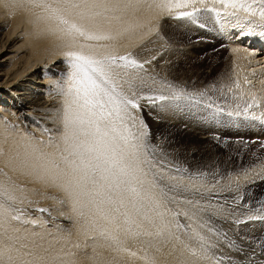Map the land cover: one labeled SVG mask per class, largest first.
Returning <instances> with one entry per match:
<instances>
[{
	"label": "bare ground",
	"instance_id": "6f19581e",
	"mask_svg": "<svg viewBox=\"0 0 264 264\" xmlns=\"http://www.w3.org/2000/svg\"><path fill=\"white\" fill-rule=\"evenodd\" d=\"M159 2L160 0H0V204L7 209L0 215V264L185 263L170 256L169 247L163 248L161 240L165 235V225L159 223L162 219L160 220V210L157 208L151 205L147 208L148 205L146 207L145 204L139 214L131 212V225L124 224L125 217L118 215L115 224L120 227L116 230L113 224H109L99 214L90 211L88 207L75 204L62 191L35 180L27 169L19 166V159L30 153L33 146L45 152L54 151L47 146L49 138L55 137L58 140L63 132L65 98L58 94L57 82L66 70L65 53L68 51L98 56L131 54V58L143 67L119 69L120 88L130 97L133 92L137 96H167L173 90L181 89L193 94L196 97L193 101H160L156 108H152V105H157V100L155 104H150L148 100L141 99L139 109H129L134 116L143 118L148 125V134V130L153 134L160 131L165 141L184 144L183 161L196 160L194 163L197 164L210 157V166L221 167L220 161L226 158L225 155L228 157L232 151L236 152L242 143L248 139L264 137V21H260L259 16L244 19L247 14L241 13L240 19L221 17L217 22L214 13L203 11L205 7H213L211 0H206L203 5L196 4L202 11L197 16V22L193 23L188 19L171 18L172 14L157 6ZM186 10L191 11V8ZM73 24L85 33L110 38L89 40L74 30L70 31ZM214 48L227 50L221 79L214 81L211 71L210 74L197 72L194 76L187 73V79H181L186 56L202 54ZM123 70H127L125 76ZM157 74L161 82L156 83L153 88L149 87L150 84L146 82ZM213 82L215 85H212ZM201 92L206 94L200 96ZM249 103L253 106L245 115L244 108ZM179 106L187 107L188 115H179V112L186 111L181 110L182 107L181 111L176 110ZM237 111L241 112L240 116L228 115ZM196 112L200 115H195ZM202 122L208 126L201 125ZM138 128L137 122L133 131ZM155 139L147 136L144 155L152 147H156L158 142ZM189 144L195 146L190 148ZM203 153L206 157L201 159ZM260 163L261 165L253 167L254 170L251 168V171H240L237 174L230 167L227 170L230 171V178L226 189L222 193L213 192L210 199L220 200L226 194H240L243 197L248 189L253 188L251 186L256 187L263 180L261 175H264V160ZM146 165L148 168V164ZM181 174L189 173L182 171ZM149 176L151 174L148 175V180ZM9 196L13 199L9 200ZM213 205L215 206L214 203ZM239 206L237 203L236 207ZM243 206L246 205L243 203ZM233 212L234 209L229 208L230 214L226 213V216L229 214L233 217ZM258 213L261 214L259 211ZM13 216H18L19 219H12ZM145 216H148L145 223L147 226L149 222H155L159 226V230L156 228L157 232H146L152 224L147 228L144 226ZM248 216L240 219L230 217L227 221L219 218L222 223H217L218 220L215 221L214 217L213 221L229 230L228 237L237 229L238 233L258 242V248L264 249V220H248ZM237 220L245 223L237 224ZM5 221L8 225L10 223V227ZM132 222L136 223L135 227ZM7 227L11 233L5 232ZM203 228L194 222L191 226L193 234L198 236L205 235ZM227 236L225 235L226 242ZM184 237L187 239V236ZM208 239L210 244H214L212 238ZM207 240L205 242L209 244ZM150 242H155L156 246L145 248L146 244L151 245ZM192 243L198 249V242ZM123 245L140 246L135 249L139 252V261L126 259L123 256L126 254L121 249ZM133 247L127 248L129 253ZM222 248L230 251L227 244ZM215 252L214 254H218L210 252V264H231L221 259L220 251ZM233 254L239 255L235 252ZM263 257L264 251L259 250L257 258ZM240 261L238 264H252L247 259Z\"/></svg>",
	"mask_w": 264,
	"mask_h": 264
},
{
	"label": "snow or ice",
	"instance_id": "6c2138e0",
	"mask_svg": "<svg viewBox=\"0 0 264 264\" xmlns=\"http://www.w3.org/2000/svg\"><path fill=\"white\" fill-rule=\"evenodd\" d=\"M211 2L213 7H205L203 11L214 13L217 22L221 17L240 19L241 13L247 14L244 19L259 16L260 21H264V0ZM197 3L203 5L206 0H160L157 6L172 14L173 19H188L196 23L197 16L202 11L196 7ZM189 8L191 11L186 10ZM72 30L89 40L110 38L85 33L74 24L70 26V31ZM65 56L67 67L61 80L57 82L58 94L65 98L63 132L58 140L55 137L49 138L47 146L54 151L45 152L33 146L30 153L19 159V166L27 169L28 174L35 180L59 189L75 204L88 207L119 230L120 225L115 224L118 215L125 217V223H131V212L139 214L145 204L159 208L162 199L168 198V192L156 182L155 174L152 180L147 179L149 172L144 165L150 162L144 153L147 148L148 125L143 118L134 116L129 109H139L141 99L154 103L156 100L193 101L196 97L182 89L173 90L171 95L156 97L137 96L135 92L131 97L125 94L120 88L119 69L143 67L131 58V54L98 56L68 51ZM236 86L239 87V84ZM205 94L199 93L200 96ZM255 103L258 106V102ZM252 106L251 103L247 104L243 114L247 115ZM228 115L240 116L241 112ZM137 122L139 128L133 131ZM171 179L176 181L178 178L173 176ZM179 187V183H174L169 190ZM7 198L13 199L10 196ZM187 203L193 202L189 200ZM121 209L124 211L121 212ZM6 211L4 205L0 204V215ZM12 219L19 217L13 216ZM248 220H264V215H250ZM235 222L245 223L242 220ZM199 239L204 241L205 237L199 236ZM211 247L215 245L209 244L205 247V252Z\"/></svg>",
	"mask_w": 264,
	"mask_h": 264
},
{
	"label": "rangeland",
	"instance_id": "374dc122",
	"mask_svg": "<svg viewBox=\"0 0 264 264\" xmlns=\"http://www.w3.org/2000/svg\"><path fill=\"white\" fill-rule=\"evenodd\" d=\"M226 56H227V50L223 51L222 48L221 49L220 48H214L213 50L205 51L202 54L193 55V56L192 55L186 56L184 63H183V69L181 72L182 73L181 79L186 80L187 76H188L187 73L191 74V76H194V74L197 72H204V73L210 74V71H211V75L213 76L214 81L217 82L219 79L222 78V74L224 71V60H225ZM122 73L125 76V73H127V70H123ZM158 75L159 74H157V76L154 75L153 79L149 78V80L150 81L152 80V82H153V83L150 81H149L150 83L148 81L146 82L148 85L149 84L152 85V86L149 85V87L153 88L156 83L161 82L160 81L161 79ZM157 78H159V79H157ZM212 85H215V82H213ZM157 86H160V85H157ZM158 101L159 100H157L155 102L156 104L157 103L158 104L152 105V108L155 106H158L160 104V101L159 102ZM147 102L151 104L150 101H147ZM155 103H153V104H155ZM181 107H182L181 110L184 109L186 111H183L182 113L179 112V115H181V116L188 115V114H186L188 111V108L185 106L184 107L179 106L176 108V110L181 111L180 110ZM218 108L222 109V107H218ZM178 111H176V112L178 113ZM208 113H209L208 115H210V109H208ZM195 115L199 116L200 114L196 112ZM201 125L206 126V127L208 126L207 124H205L203 122L201 123ZM148 132H149V134L147 136H149V137L153 136L154 138H156L155 141L158 143L156 144V147H152V150L147 152L144 155L145 157H147V159L150 162L148 164L149 167L147 168V165L145 164L144 168L146 167L145 168L146 171L149 172V175L151 174V176H149L151 179L149 178V180H152L153 174H155V180L158 183V185L160 187H163L165 189V191L168 192V198L162 199L161 206H160L161 208L159 207V208H157V210H160L158 213H162V215L160 216V220L162 219L163 221L161 220V221H159V223H162V225L163 224L165 225V226L163 225L164 226L163 228H165L164 229L165 235L162 237L161 243H162L163 248L166 247V249H167L169 247L168 249H169L170 256L171 255L173 257L175 256L174 257L175 260L176 259L178 261L182 260L181 263L185 262L183 264H186V263L187 264H189V263L190 264H192V263L193 264H207V263L210 264V255H212V254L217 255L218 253H216V252L220 251L221 252V255H220L221 259H223V261H228L231 264H238V262L242 259L250 260V261H252V264H261L262 262H264V257H263V259L257 258V253L259 252V250L264 251V249L257 247L258 242H253V241H251V239L247 235H244L242 233H238L237 229H236V231L233 230V232L231 233V236L228 237L227 236V234H229V232H227L228 229L226 227L223 229L221 224H217L220 222L222 223L223 219H224V221H227V219H229L230 217L240 219L243 217H247L249 215V213H250V215H254V214L256 215L258 213L257 209H261V211H259V212H261V214L258 213L259 215L264 214V183H262V182H264V175L263 174L261 175L263 180L261 182L257 183L256 187L251 186L253 188L248 189L245 192L243 197L240 194H235L233 196H227V194H226L220 200H218V198L213 199L212 197L210 199V196H212V194L219 193V192L222 193L223 189H226L227 181L230 178L228 176V173L230 171H227V170H229L230 167H232L233 173L237 174L240 171L246 172V171L250 170L251 168H252L251 170H254V168L256 166L261 165L260 162H262L264 160V141L262 142L261 140H264V137L262 139H253V140L248 139L249 141L247 140L244 143H242L239 146V148L236 150V152H233L231 149V151H232L231 155H229L228 157H227V155H225L226 158H224L220 161V163L222 164L221 167H218L216 165L210 166V157H208L207 159H202V157H206V156H204V153L200 157L203 160V162H201V163H197V164L194 163L196 160L183 161L182 160L183 159L182 151L184 150V144H174V143L172 144V143H169L168 141H165V139L163 138V135H161L160 131H157L154 134L149 130H148ZM194 146H195L194 144H191V145L189 144L190 148H193ZM209 147H207L208 151H210ZM196 148L197 147H195V149ZM157 161H159V163H157ZM157 168H158V170H157ZM149 169H150V171H149ZM177 169H179V171H177ZM194 169H196V170L194 171ZM182 171L183 172L186 171L187 173L193 174V175H191V176L189 174L183 175V174H181ZM194 173L196 175H194ZM236 174H231V175L235 176ZM173 176L177 177L178 179L176 181L172 180L171 177H173ZM180 180H182L181 183H180ZM172 182H173V184L174 183H180L181 184V185L179 184L180 190H179V188L176 190H169L170 186L172 185ZM192 182L194 184H191ZM189 187H190V189H189ZM197 188H199L200 190ZM190 191H191V193H190ZM248 191H249V193H248ZM255 195L258 196L259 198L256 197ZM189 200H191L193 203L192 204L187 203V201H189ZM239 201H241V202H239ZM242 202L246 206L242 207V205H243ZM213 203L215 204L216 207L213 205ZM237 203H239V205H240L239 207H236ZM240 203H242V204H240ZM261 204H263V205H261ZM147 205L148 204H146L145 206L147 207ZM212 205H213V207H212ZM245 207H247V208L245 209ZM147 208H150L149 205ZM229 208L234 209V212H233L234 214L232 213L233 217H232V215H229L230 214ZM216 209L218 212L215 211ZM224 209H226L225 212H224ZM222 210H223V213H222ZM219 211H221L222 214ZM251 211L254 214H252ZM226 213H229V214H227V216H226ZM213 214L214 215L217 214L218 216L217 215L214 216ZM221 215H223L222 216L223 218H221ZM148 216H150V214ZM148 216H145L146 218L144 219L143 224L147 223L146 219ZM7 217L10 220L9 216H7ZM187 217H189L190 220H188ZM214 217H215V219H214ZM226 217H228V218H226ZM219 218H221L222 220ZM213 219L215 221L218 220L219 222L217 221V223L216 222L214 223ZM192 220L194 223H197L198 225L204 224L203 225L204 228L206 226L205 229H207V230H205L203 227L202 228L204 230L205 235H207V237L204 234H201L199 236L204 235V237H206V240L208 238H212V241H213L215 247H211L212 249L209 248V250L207 252H205L204 249H205V247H208V245L210 244V239L207 240L209 243V244H207V242H205L206 240L201 241L199 239L198 235L193 234L192 229H191V226H193ZM5 222H7V221H5ZM123 223L126 224L125 221ZM6 224H7V226L10 227V223H9V225H8V222ZM128 224H130V223H128ZM143 224H141V226ZM149 224H152V226L149 227L150 229L149 228L146 229L148 226H150ZM216 224H217V227H216ZM134 225H136V223L132 222L133 227H135ZM144 226L146 227L147 225L145 224ZM148 226L145 228L146 232L151 233V230H152L153 231L152 233H154V232H157L159 230V226L157 224H155V222H149ZM9 227H7V228L9 229ZM8 229H6L7 231H5V232L11 233L10 229H9V231H8ZM145 229H144V231H145ZM208 229H211L212 231H209ZM186 231H187V233H186ZM225 235L227 236V242L225 240V238H226ZM184 236H187V239ZM197 237H198V239H196ZM253 240L255 241L256 238ZM192 242H194V243L198 242L197 243V244H199L198 249H197V246H192L193 245ZM150 244H151L150 246H149V244H146L145 248H148V247L153 248V246H156L155 242H150ZM223 244L224 245L227 244V247L230 249V251L223 249L222 248V246L224 247ZM119 245H122V244H119ZM128 245H130V243ZM174 245H176V246H174ZM189 245L192 247H190ZM202 245H203V247H202ZM173 246H174V248H173ZM125 247H126V249H125ZM131 247H133V246H131ZM131 247L130 246L128 247L127 245L126 246L123 245L121 247V249L123 248L122 249V252H124L123 254H126L123 256H125L126 259L133 258L134 261L136 259H138V261H139L138 256H140V255H139V252L136 250L140 246L135 245L133 247L134 249L132 248V251H130V253H129L127 248H131ZM170 247L172 248V250ZM141 248H144V247H141ZM118 249L121 250L120 248H118ZM133 250H135L134 252H136L138 255H136V253H134ZM213 251L214 252L216 251L215 252L216 254H214ZM210 252H212V254H210ZM233 252L238 253L239 255H235V254H233ZM205 257H207V258H205ZM133 259H131V260H133ZM136 262H137V260H136ZM240 262H242V261H240Z\"/></svg>",
	"mask_w": 264,
	"mask_h": 264
}]
</instances>
